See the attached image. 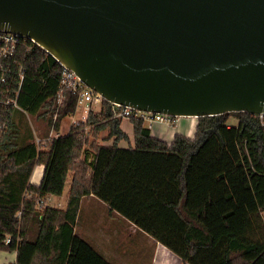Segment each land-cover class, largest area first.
Here are the masks:
<instances>
[{
  "label": "trees",
  "instance_id": "trees-1",
  "mask_svg": "<svg viewBox=\"0 0 264 264\" xmlns=\"http://www.w3.org/2000/svg\"><path fill=\"white\" fill-rule=\"evenodd\" d=\"M22 62L27 74L20 108L0 112L5 123L0 130V252H17L11 264H113L78 232L81 202L88 196L107 204L111 214L135 224L185 264H264V245L242 241L230 231L213 233L205 221L207 207L189 205L187 179L193 158L211 136L223 138L222 129L235 115L234 140L264 216V126L259 116L239 112L200 117L193 138L176 134L171 143L152 136L145 120L132 117L134 144L124 148L119 146L129 139L121 128L124 118L103 99L87 120L53 136L62 120L80 108V92H66L58 104L64 68L41 47L35 46ZM30 117L37 119L39 132ZM177 119L173 117V125ZM102 132L103 142L113 139L112 145L98 143ZM40 164L42 180L33 184ZM71 172L66 207L39 209L38 202L48 195H63Z\"/></svg>",
  "mask_w": 264,
  "mask_h": 264
},
{
  "label": "water",
  "instance_id": "water-1",
  "mask_svg": "<svg viewBox=\"0 0 264 264\" xmlns=\"http://www.w3.org/2000/svg\"><path fill=\"white\" fill-rule=\"evenodd\" d=\"M108 102L173 117L264 113V0H0Z\"/></svg>",
  "mask_w": 264,
  "mask_h": 264
},
{
  "label": "rangeland",
  "instance_id": "rangeland-1",
  "mask_svg": "<svg viewBox=\"0 0 264 264\" xmlns=\"http://www.w3.org/2000/svg\"><path fill=\"white\" fill-rule=\"evenodd\" d=\"M85 105L86 104L82 105V110L79 108L76 113L69 115L62 120L60 127L61 134L68 133L71 126L76 122L87 120L89 114L83 118V113L87 108ZM100 106V102H94L91 105L92 111H98ZM231 115L232 113L229 117ZM236 117L237 116L233 115L229 118L231 129L228 127L225 128V126L222 129L223 132L225 130L223 138L218 135L211 136L206 145L193 158L192 167L187 173V179L191 188V196L188 198L189 205L193 209L201 206L207 207L208 211L205 221L210 225V228L215 235H218L223 231H230L231 233L237 234L242 241L256 242L264 245V216L258 210L254 192L249 184L246 168L242 163L239 148L234 140ZM179 118L182 119L189 117H178V119ZM29 122L34 127L35 132H39L37 128V119L30 117ZM169 126L174 128L172 123H170ZM105 134L106 132H102L98 135L100 138L97 139L98 143L103 142L102 138ZM168 138H170V136H168ZM85 148H88V146ZM72 174L73 173L71 172L68 176L65 190L67 193H65L64 196H47L44 200L38 202L39 209L44 207V205H51L60 208L66 207L68 202L67 197L70 193ZM226 182L228 184H226ZM218 183L224 187L222 191L227 193L226 196L224 195V197H222V200L221 198H218V194H215L214 196V190L211 189L213 187L216 189L221 188L215 186L219 185ZM202 187H204L203 193H199L202 192ZM91 204L92 203L85 201L87 207H91ZM85 212L86 211L84 210L83 215L86 214ZM82 219L81 222H83ZM85 219L86 222L79 225L78 232H83L92 243H97L96 246L106 251L109 261H115L116 258L110 255L112 254L111 251L113 249L122 250L119 247L127 244V242H125L127 234V231L125 234V226L119 225V231H110L109 224L104 220H101V216L91 215L86 216ZM84 229L86 232H84ZM99 233L105 236L102 241L101 238L98 237ZM110 234L111 236L109 237ZM112 234L114 235L112 236ZM99 240L101 241V245ZM105 240L107 241L105 242ZM120 242L122 243L121 246L119 245ZM123 260H125L123 256H117L119 264ZM112 261L110 262L112 263ZM8 263L9 262L6 261L3 264Z\"/></svg>",
  "mask_w": 264,
  "mask_h": 264
},
{
  "label": "crops",
  "instance_id": "crops-1",
  "mask_svg": "<svg viewBox=\"0 0 264 264\" xmlns=\"http://www.w3.org/2000/svg\"><path fill=\"white\" fill-rule=\"evenodd\" d=\"M82 109L83 107L80 108V110ZM83 114H84L83 118H85L86 116L85 112ZM197 119L198 118H195V117L194 118L192 117L182 118V119L179 118L177 119V124L174 125V128H171L169 124L158 122L157 124H153V126H151L152 136L162 139L168 143H171L173 141L176 134H183V135L193 138L195 136ZM121 128L128 135L129 139H122L119 143V146L128 148L134 144V140H135L134 125L130 119L124 118L121 122ZM228 128L231 129V126L229 125ZM52 135L56 136V135H65V134H61V131H60L59 133L53 132ZM168 136H170V138H168ZM112 143H113V139L110 141L102 142V144H106V145H112ZM43 174H44V165L42 164L37 165L33 172L31 182L33 184H40ZM226 184L228 183L226 182ZM215 186H219L221 188H218V189H216L215 187L211 188L212 190H214L213 195L215 196V194H218L217 195L218 198H221L222 200V197H224V195L226 196L227 193L222 191L224 188L222 185L219 184ZM189 189H190V193H189V197H190L191 196L190 184H189ZM203 190H204V187H202V192H199V193H203ZM65 193L67 192L64 191L62 196H64ZM68 193H69V190H68ZM85 201L92 203L91 207L89 206L87 207L85 205ZM84 210L86 211L85 215H83ZM91 215L101 216L102 218L101 220H104L105 222H107V224H109L110 231H113V230L117 231L119 225L125 226V234L127 231L125 242H127V244L122 247H119L122 250L113 249L111 251L112 254L110 255L116 258L115 261L110 260L112 261L113 264H119V262L117 261V256L119 257L123 256L125 258V260L121 262L122 264H185L176 254L171 252L165 245H163L160 242H156L153 239V237H151L149 234L140 230L135 224H133L132 222H130L123 216H119L117 213L111 214L109 212L107 204H105L101 200L97 199L94 196L84 197L81 202V208H80L79 218H78V225H80L83 222H86L85 217L91 216ZM81 219L83 222H81ZM84 232H86L85 229H84ZM81 234L84 236L85 239L91 242L87 238V236L83 234V232ZM113 235L114 234H112V236ZM110 236L111 234L109 235V237ZM98 237H100L102 241L105 236L99 233ZM101 241H100V245H101ZM106 241L107 240H105V242ZM92 244L97 251L102 253L108 259L107 257L108 254L106 251L96 246L97 243H92ZM121 244L122 243L120 242L119 245L121 246ZM16 259H17L16 251L0 252V260H1L0 264L5 263L6 261L9 262L10 264L15 263Z\"/></svg>",
  "mask_w": 264,
  "mask_h": 264
},
{
  "label": "built area",
  "instance_id": "built-area-1",
  "mask_svg": "<svg viewBox=\"0 0 264 264\" xmlns=\"http://www.w3.org/2000/svg\"><path fill=\"white\" fill-rule=\"evenodd\" d=\"M35 46H39V44L30 37L0 29V112L10 108H20L18 99L27 74V68L23 64L22 58L24 55L32 53ZM63 68V81L58 94V104H62L66 92H80V108L86 104L87 116L92 110L91 105L94 102L101 103L103 98L88 87L74 71ZM112 104L116 115L123 118H142L150 127L157 122L170 124L173 121V116L170 115ZM255 115L259 116L261 125L264 126V113ZM2 129H5V123H2L0 118V130ZM9 242L10 238H7L6 243Z\"/></svg>",
  "mask_w": 264,
  "mask_h": 264
}]
</instances>
